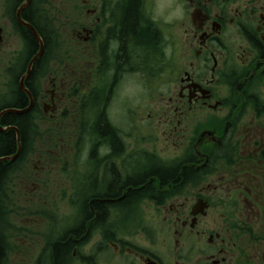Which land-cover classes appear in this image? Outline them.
Wrapping results in <instances>:
<instances>
[{
	"label": "flooded vegetation",
	"instance_id": "af4514ba",
	"mask_svg": "<svg viewBox=\"0 0 264 264\" xmlns=\"http://www.w3.org/2000/svg\"><path fill=\"white\" fill-rule=\"evenodd\" d=\"M23 1L0 0V111L29 104L14 76L32 59L20 21L42 27L31 21L41 12H17ZM139 1L153 47L124 40L127 0L53 1L61 12L41 37L58 48L48 70L31 62L24 85L54 149L21 173V199L34 203L48 155L57 165L78 128L91 144L72 173L79 209L53 221V255L64 232L67 264H264V0ZM5 115L0 126H15ZM102 121L114 139L90 131Z\"/></svg>",
	"mask_w": 264,
	"mask_h": 264
},
{
	"label": "rangeland",
	"instance_id": "374dc122",
	"mask_svg": "<svg viewBox=\"0 0 264 264\" xmlns=\"http://www.w3.org/2000/svg\"><path fill=\"white\" fill-rule=\"evenodd\" d=\"M53 1L45 0L46 9L41 13L46 19L61 12L53 8L55 6ZM64 1V3L59 2L58 6L63 8L81 5V0ZM167 2V0H160L158 9L160 11L163 10V6ZM47 23L48 29H50L52 21L47 19ZM66 48V44L61 46L62 51L66 50ZM42 121L43 119L37 118L33 127L34 132L38 134V138L33 141L34 148L31 155L29 157L25 155L20 163L22 171L13 173L12 181L5 193L0 191V198L3 197L4 200L11 202L14 208L10 213L4 214V217L0 213V219L3 220V227L5 228V233L2 235L1 232L0 234V240L3 245L6 264H36L35 260L42 247L51 238L53 221L60 228L68 219H74L76 213H78V205L70 204L69 198L72 192L71 183L79 182L77 176L72 175V173H76V169L83 161V158L86 160V151L88 149V138L83 131L79 132L80 129L78 128L75 130L76 132L71 140L67 139L65 133L64 142L60 149L57 150L61 153L58 155L61 157V161L57 165L53 167L50 165V156L48 155L47 163L44 164V173L46 174L45 176L43 175V180H41V182H47L48 184L45 188L42 187L41 190L37 191L35 198L32 200L34 203H29V199H21L20 189L23 181L21 173H24L27 168L33 171L37 158L41 157L44 159L46 151L54 149V145L53 147L49 145L51 143L49 141L53 138L55 132L52 131L51 126ZM89 129L93 132L92 127H89ZM71 156L74 159H71ZM30 188L32 187H28V193L31 191ZM76 191L79 192V190Z\"/></svg>",
	"mask_w": 264,
	"mask_h": 264
},
{
	"label": "trees",
	"instance_id": "16d2710c",
	"mask_svg": "<svg viewBox=\"0 0 264 264\" xmlns=\"http://www.w3.org/2000/svg\"><path fill=\"white\" fill-rule=\"evenodd\" d=\"M139 3H140L139 0H127V4L123 12V21H122L123 37L124 40H126L130 36L138 44L144 45L146 47H150V46L153 47L156 45L158 35L155 30H151L148 27L144 26L141 20L142 17L139 10L140 7ZM24 17L30 20L29 8L27 9V11H25ZM41 34L43 36L44 33L42 32ZM25 40L31 49H36V41L28 30H25ZM34 112H35L34 110H31L29 113H25V114L10 113V114H6L2 118V122L5 125H15L19 128L21 134L20 137H21L22 151L18 160L11 163H7V162L0 163V181L3 178L2 177L3 173L7 168L11 169L13 172L16 169V167H18V165L16 164L19 163L20 158L25 155V150L27 149L28 143L32 142L29 140L30 134L32 132V131L30 132V127H32L33 131L34 128L33 126H30L32 125L30 116L35 117L36 115H33ZM92 130L95 134H100L101 132L102 135L112 136V138L114 139L113 131L111 130L110 127H108V125L104 121L99 123L97 127L92 128ZM15 143L16 142H15L14 131L10 130L5 134L0 133V156L11 155L15 153V149H16ZM185 173L184 176H186ZM166 177L169 179H174L177 176L175 173L169 172L166 173ZM164 180L165 177L162 178V181ZM128 195L129 197H135L134 195H136V193L132 192V193H128ZM2 227H3V220L0 219V230ZM67 248L68 246L65 245H59L55 247V256H56L55 264H61V260L65 256ZM3 252H4L3 245L0 240V258L3 257L4 255Z\"/></svg>",
	"mask_w": 264,
	"mask_h": 264
},
{
	"label": "bare ground",
	"instance_id": "6f19581e",
	"mask_svg": "<svg viewBox=\"0 0 264 264\" xmlns=\"http://www.w3.org/2000/svg\"><path fill=\"white\" fill-rule=\"evenodd\" d=\"M30 1V2H29ZM28 1V4L26 6L23 7V4L26 2V0L23 1V3L19 6L18 8V11L20 13L21 9L25 8V7H28L29 9L31 10H37L38 12H43L46 8H45V0H29ZM18 18L20 19V17L18 16ZM50 17H47V19L49 20ZM47 19L46 17L41 13V24L39 22L38 19L36 18H32L31 21H32V24H34L35 27H39L41 26L42 27V32L44 33L43 35H47L48 36L50 35V29H48V23H47ZM43 21V22H42ZM22 24L23 23H27V22H24V21H20ZM29 24L33 30L39 35V37L41 38V41H42V45H43V49L40 50V43L39 41L35 38L33 32V37L36 39V41L38 42V49H26V57H30L32 58L31 59V62H34L36 59L40 60V67L42 68V70H46L50 61L54 58V54L52 53V51H55L57 48H58V45L57 43H53L52 46H47V48H45V44H44V41H43V38L41 37L42 34L40 35V33L33 27V25H31L30 23H27ZM35 57V58H34ZM29 63V66L26 67V69H21V68H18V72L17 73H14V76H19L21 75L22 73V77L20 78V84L18 85L20 87V90L25 93L28 97H29V104L21 109L19 108H16V107H8L2 111H0V117L4 114H8V113H4V111L6 110H15V111H22L23 113H28L29 111V108L32 107V97H31V92L28 90V88L24 85V79L25 77H28L30 75L33 74V69H31V66L33 63ZM30 118H33V121L31 122L32 125L30 126H35L36 124V120H37V117H31ZM38 118H41L43 120H45V118L41 115V117H38ZM114 120V118L112 119ZM1 127V126H0ZM2 129H4V131H8V130H12V131H15V144H16V149H15V153L11 154V155H5V156H0V159L1 158H10L12 156H14L16 153H17V150H18V142L20 144V147H21V150L19 152V155L13 159V160H2L0 161L1 162H5V161H8L9 163L11 162H14L16 161V159H18V157L20 156L21 154V151H22V144H21V137H20V130L19 128L16 126H9V127H1ZM4 131H2L0 129V133H4ZM32 131V132H31ZM30 137H29V140L32 141L30 143H28L27 145V149L25 150V155L26 157H29L33 151V141H35L38 137V134L37 132L34 133L32 127H30ZM7 133V132H6ZM5 134V133H4ZM18 141V142H17ZM91 145V144H90ZM90 145H87V147H91ZM123 152H127L128 151V148L127 149H122ZM16 165H18V167H16V169L12 172L11 169L7 168L4 173H3V178L1 179L0 181V191L5 193L6 192V189L9 187V184L10 182L12 181V175L13 173L19 171V167L21 166L20 165V162L17 163ZM134 204L136 205V210H139V206H138V203L137 202H134ZM13 205L11 204V202H8L6 200L3 199V197L0 198V213H2V216L4 217L6 213H10L12 210H13ZM2 230V229H1ZM2 235H3V230H2ZM66 236V233L64 232H60L59 234L56 235V237L54 238L53 242L54 241H57L56 245L59 246V245H63L62 244V241L64 240V237ZM51 241H52V238L49 239L48 242H46L45 244V247H46V250L43 252L42 254V257L39 261V264H55V255L52 254V246L50 248V245H51ZM0 264H6L5 260L2 258L0 260ZM61 264H67V261H66V256H64L61 260Z\"/></svg>",
	"mask_w": 264,
	"mask_h": 264
},
{
	"label": "water",
	"instance_id": "95a60500",
	"mask_svg": "<svg viewBox=\"0 0 264 264\" xmlns=\"http://www.w3.org/2000/svg\"><path fill=\"white\" fill-rule=\"evenodd\" d=\"M28 1L29 0H26V2L23 4V7L24 6H26L27 4H28ZM23 25H25L28 29H30L32 32H33V34H34V36H35V38L39 41V43H40V50H42L43 49V45H42V41H41V38L39 37V35L33 30V28L29 25V24H27V23H23ZM35 58V57H34ZM30 109V108H29ZM23 113L22 111H15V110H6V111H4V113ZM0 129L2 130V131H4V129H2L1 127H0ZM18 142V141H17ZM20 150H21V147H20V144H19V142H18V150H17V153L14 155V156H12V157H10V158H1L0 159V161H2V160H13V159H15L18 155H19V152H20Z\"/></svg>",
	"mask_w": 264,
	"mask_h": 264
}]
</instances>
